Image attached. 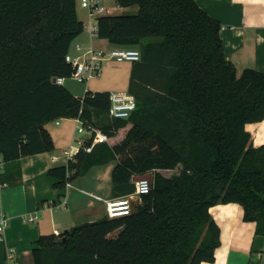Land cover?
I'll use <instances>...</instances> for the list:
<instances>
[{
	"label": "trees",
	"instance_id": "trees-1",
	"mask_svg": "<svg viewBox=\"0 0 264 264\" xmlns=\"http://www.w3.org/2000/svg\"><path fill=\"white\" fill-rule=\"evenodd\" d=\"M116 1L138 8L97 19L100 39L141 51L128 90L137 109L126 120L109 116L110 92L77 97L57 83L72 76L66 57L85 29L77 0H0L3 161L13 166L53 151L46 126L58 119H79L91 130L95 117L105 115L108 123L99 129L108 140L128 128L124 138L51 168L55 187L64 189L113 160L114 197L134 193V179L153 174L151 192L132 214L41 236L32 250L34 264L214 262L221 243L212 206L241 204L244 219L256 222V233L264 236V145L255 147L246 129L264 120V72L247 68L238 76L226 58L220 22L196 0ZM20 177V169L12 170L3 181Z\"/></svg>",
	"mask_w": 264,
	"mask_h": 264
},
{
	"label": "crops",
	"instance_id": "crops-1",
	"mask_svg": "<svg viewBox=\"0 0 264 264\" xmlns=\"http://www.w3.org/2000/svg\"><path fill=\"white\" fill-rule=\"evenodd\" d=\"M196 2L212 18L220 22L222 26L220 35L226 58L234 64L238 76L247 68L264 72V0H196ZM113 3L114 6H111ZM106 7L109 10L108 15L112 16L134 14L138 10L136 6L121 7L116 0L107 2ZM77 12L84 22L85 29L73 42L70 49L72 55L79 54L78 47H81V51L90 48L94 50L119 48L110 41L100 39L98 36L93 37L89 29L95 19L91 18L87 11L84 13L77 9ZM129 48L139 49L137 46ZM132 68L133 63L128 62L126 64L128 83L123 90H91L87 85L80 88L79 85L70 82L71 78H66L63 85L77 97H84L87 91L105 90L110 93L128 91ZM94 121L96 124L93 129L88 130L79 119H58L52 122L53 128H49L52 123L46 126L54 142L53 151L28 155L23 157L18 165L15 163L13 166L6 164L0 157V214L9 219L8 227L2 234L3 240H0V264H7L9 249L16 250L17 264H34L32 250L37 247V241L41 236L59 235L75 226L108 217L106 201L114 198L112 172L117 160L92 167L87 173L73 178L64 189L56 188L58 180L48 174L51 168L67 165L69 161L76 163V156L82 150L77 140L90 144L92 130L101 131L100 126L108 123V118L105 115L96 116ZM80 127L84 132H79ZM246 129L251 133L255 147L264 145V120L248 123ZM127 130L128 128L120 131L107 143L114 145L119 142ZM78 133L85 136L77 137ZM19 169L21 177L15 183L3 181L4 174L12 170L17 172ZM161 172L165 175L170 173L164 170ZM73 173L75 171H70L68 175L71 176ZM62 193L63 196L59 197ZM131 195L135 207L141 202V197L134 193ZM61 203L66 206H60ZM210 213L220 226L221 244L215 250V261L202 264H264V236L256 233V222L244 219L241 204L235 202L217 204L210 208ZM31 216H37V219L30 222Z\"/></svg>",
	"mask_w": 264,
	"mask_h": 264
},
{
	"label": "built area",
	"instance_id": "built-area-1",
	"mask_svg": "<svg viewBox=\"0 0 264 264\" xmlns=\"http://www.w3.org/2000/svg\"><path fill=\"white\" fill-rule=\"evenodd\" d=\"M81 6L86 9L89 16L95 19V22L90 26V33L94 37L98 36V17L107 15L108 8L102 4L101 0H81ZM79 54L67 55V62L71 63L74 67V72L70 77L73 80L79 82H86L92 78L101 74L103 64L110 61L117 63L130 62L135 63L141 59V51L134 48H113L109 50H94L90 48L86 51H81V47H78ZM66 78L59 77L57 83L63 85ZM111 105L109 108V116L113 119H129L133 112L137 109L136 96L130 91H120L110 93ZM81 121V120H80ZM82 122V121H81ZM83 124V122H82ZM79 132H84L82 127L79 128ZM92 143L86 144L83 140H77L81 144L82 150L85 152H92L96 144L106 143L107 136L99 131L92 130L91 132ZM69 185V184H68ZM153 182L149 179H142L136 181V189L134 195L142 196L151 192ZM62 207L66 205L61 203ZM107 216L109 218L124 217L132 214L133 202L132 195H125L114 197L106 201ZM37 219V216H31L29 221L32 222ZM9 219L3 214H0V240H3L2 234L8 227ZM16 250L9 249L7 253V264L16 263Z\"/></svg>",
	"mask_w": 264,
	"mask_h": 264
},
{
	"label": "rangeland",
	"instance_id": "rangeland-1",
	"mask_svg": "<svg viewBox=\"0 0 264 264\" xmlns=\"http://www.w3.org/2000/svg\"><path fill=\"white\" fill-rule=\"evenodd\" d=\"M111 1L112 0H101V2H103L102 4H105L106 6H107V2H111ZM111 6H114V3L113 5L111 4ZM77 9H79L80 12L86 13V9L81 6V0H77ZM121 15H125V14H121ZM127 63L128 62L117 63L115 61L106 62L103 64L101 74L98 75L97 77L92 78L86 82H79L73 79L70 82L79 85L80 88H82V86L85 87V85H87L91 90L105 89L110 91H116V90L126 89L128 83L126 77L127 75L126 73L128 70L126 69ZM53 127H54L53 123L49 125L50 129ZM79 136H85V134L78 133L77 137Z\"/></svg>",
	"mask_w": 264,
	"mask_h": 264
},
{
	"label": "water",
	"instance_id": "water-1",
	"mask_svg": "<svg viewBox=\"0 0 264 264\" xmlns=\"http://www.w3.org/2000/svg\"><path fill=\"white\" fill-rule=\"evenodd\" d=\"M149 179L151 182H153V176L152 174H147V175H143V176H139V177H136L134 180L135 181H139V180H142V179ZM66 232H68V230H66Z\"/></svg>",
	"mask_w": 264,
	"mask_h": 264
}]
</instances>
